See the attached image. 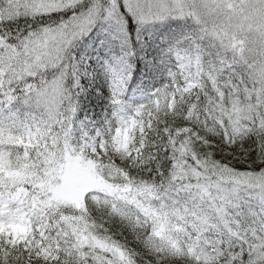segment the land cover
<instances>
[{
  "label": "snow or ice",
  "instance_id": "6c2138e0",
  "mask_svg": "<svg viewBox=\"0 0 264 264\" xmlns=\"http://www.w3.org/2000/svg\"><path fill=\"white\" fill-rule=\"evenodd\" d=\"M0 264H264V0H0Z\"/></svg>",
  "mask_w": 264,
  "mask_h": 264
},
{
  "label": "rangeland",
  "instance_id": "374dc122",
  "mask_svg": "<svg viewBox=\"0 0 264 264\" xmlns=\"http://www.w3.org/2000/svg\"><path fill=\"white\" fill-rule=\"evenodd\" d=\"M93 59H95L98 64H102L104 62L103 61V57L99 53H97L95 56H93ZM163 82H164L163 77H160L158 80H155V81H149V80L145 79L144 82H143V85H142L143 92L142 93H138L136 96H133L132 92L130 91L125 96L126 97V101H127L126 103L127 104H132V103H135V102H141L143 100H146L147 94L151 90H153L155 87H158ZM93 97H94V94L89 96V97L83 98L82 102L90 101V100L93 99ZM101 102H103L101 110H98V111L96 110V115L100 114V113H107L108 111H113L112 107L109 105V103L106 100H101L100 99V103Z\"/></svg>",
  "mask_w": 264,
  "mask_h": 264
},
{
  "label": "trees",
  "instance_id": "16d2710c",
  "mask_svg": "<svg viewBox=\"0 0 264 264\" xmlns=\"http://www.w3.org/2000/svg\"><path fill=\"white\" fill-rule=\"evenodd\" d=\"M83 98L81 100L82 108L87 111L89 114H92L93 116L96 115V110H101L102 103H100V99H97L94 95L93 99L87 102H82Z\"/></svg>",
  "mask_w": 264,
  "mask_h": 264
}]
</instances>
